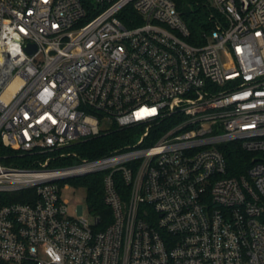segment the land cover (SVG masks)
<instances>
[{"label": "built area", "instance_id": "built-area-1", "mask_svg": "<svg viewBox=\"0 0 264 264\" xmlns=\"http://www.w3.org/2000/svg\"><path fill=\"white\" fill-rule=\"evenodd\" d=\"M208 1L194 45L171 0H0V142L47 155L0 158V264H264V0ZM112 126L135 141L47 168ZM230 142L252 156L238 175ZM97 172L99 230L60 197Z\"/></svg>", "mask_w": 264, "mask_h": 264}, {"label": "trees", "instance_id": "trees-1", "mask_svg": "<svg viewBox=\"0 0 264 264\" xmlns=\"http://www.w3.org/2000/svg\"><path fill=\"white\" fill-rule=\"evenodd\" d=\"M180 18L186 25L189 35L187 41L194 45L205 43L204 34L213 27L214 11L208 0H171ZM131 130H125L112 126L100 132L98 135L74 143L65 149L69 156L60 158L52 154L47 168H63L75 165L82 159L92 160L102 157L111 151L130 144L134 141ZM219 148L225 155L228 170L232 175H238L251 165L252 156L244 152L236 143H224ZM71 154H75L72 156ZM47 157L46 154L24 152L12 147H4L0 142V158L3 164L21 169H38L39 163ZM103 172L90 173L78 177L66 179L62 183H72L82 186L86 190V202L91 214L100 215L101 222L97 229L104 228L111 222V214L103 202ZM34 188L20 191L13 196L14 200H31L34 198Z\"/></svg>", "mask_w": 264, "mask_h": 264}, {"label": "rangeland", "instance_id": "rangeland-1", "mask_svg": "<svg viewBox=\"0 0 264 264\" xmlns=\"http://www.w3.org/2000/svg\"><path fill=\"white\" fill-rule=\"evenodd\" d=\"M137 137V136H136ZM134 138V141L136 139ZM60 197L67 202V215L70 217H87L86 190L72 183L61 184Z\"/></svg>", "mask_w": 264, "mask_h": 264}, {"label": "water", "instance_id": "water-1", "mask_svg": "<svg viewBox=\"0 0 264 264\" xmlns=\"http://www.w3.org/2000/svg\"><path fill=\"white\" fill-rule=\"evenodd\" d=\"M26 51L29 53V54H32L34 53L36 47L34 44H27L26 47H25Z\"/></svg>", "mask_w": 264, "mask_h": 264}]
</instances>
